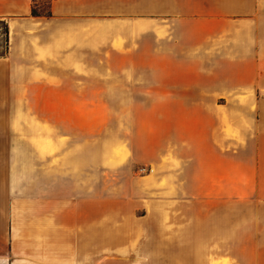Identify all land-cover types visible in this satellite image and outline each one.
Returning a JSON list of instances; mask_svg holds the SVG:
<instances>
[{
    "label": "crops",
    "instance_id": "crops-1",
    "mask_svg": "<svg viewBox=\"0 0 264 264\" xmlns=\"http://www.w3.org/2000/svg\"><path fill=\"white\" fill-rule=\"evenodd\" d=\"M37 1L0 0V264H78L96 230L122 239L96 227L94 144L64 153L77 132L62 104H179L151 125L167 146L181 137L184 193L229 198L232 233L264 231V0H42L33 16ZM171 165L138 182L170 181Z\"/></svg>",
    "mask_w": 264,
    "mask_h": 264
},
{
    "label": "rangeland",
    "instance_id": "rangeland-1",
    "mask_svg": "<svg viewBox=\"0 0 264 264\" xmlns=\"http://www.w3.org/2000/svg\"><path fill=\"white\" fill-rule=\"evenodd\" d=\"M35 6L37 13H47V2L40 0ZM3 22L0 19V53L5 47ZM178 106L149 102L62 104L63 125L77 132L63 136L64 153L70 143L94 144L96 227L105 224L122 236L120 241L108 243L102 230H96L93 255L78 264H264V231L232 233L229 198L219 200L222 204L217 210L210 203L213 200L190 199L184 193L181 157L173 150L175 142L181 144V137L169 141L173 147L167 146L151 125L152 113L160 117L179 113ZM156 142L158 152L151 162V145ZM113 157L123 160L108 166ZM169 162L174 174L170 181L163 175L159 182H138L147 175L151 179L154 169L161 174ZM125 192H129L128 198L122 200L120 195ZM152 199L162 207V213L148 214ZM111 200L112 210L102 213Z\"/></svg>",
    "mask_w": 264,
    "mask_h": 264
},
{
    "label": "trees",
    "instance_id": "trees-1",
    "mask_svg": "<svg viewBox=\"0 0 264 264\" xmlns=\"http://www.w3.org/2000/svg\"><path fill=\"white\" fill-rule=\"evenodd\" d=\"M35 3L36 2H32L31 3V8H30L31 9L30 10L31 15H33V16L42 15V14H39V13L36 12ZM47 4H48L47 13L44 14V15H49V2H47ZM3 24H4V37H5L4 42H5V47H4V51L2 53H0V56H4L6 54V52H7L8 29H7V24L5 22H3Z\"/></svg>",
    "mask_w": 264,
    "mask_h": 264
},
{
    "label": "bare ground",
    "instance_id": "bare-ground-1",
    "mask_svg": "<svg viewBox=\"0 0 264 264\" xmlns=\"http://www.w3.org/2000/svg\"><path fill=\"white\" fill-rule=\"evenodd\" d=\"M121 155V154H120ZM123 156V155H122ZM121 160H123L122 158H120V157H116V158H112V159H110V162H112V163H115V162H120Z\"/></svg>",
    "mask_w": 264,
    "mask_h": 264
}]
</instances>
